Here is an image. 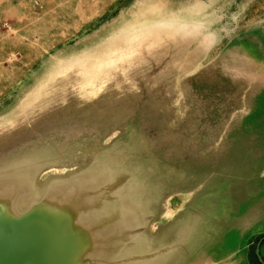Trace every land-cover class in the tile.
<instances>
[{
  "label": "rangeland",
  "instance_id": "rangeland-1",
  "mask_svg": "<svg viewBox=\"0 0 264 264\" xmlns=\"http://www.w3.org/2000/svg\"><path fill=\"white\" fill-rule=\"evenodd\" d=\"M33 1L0 0V213L86 226L107 208L129 237L148 220L128 259L158 244L185 172L235 157L264 177V0H124L85 26ZM263 227L264 198L235 226L256 236L218 264H244Z\"/></svg>",
  "mask_w": 264,
  "mask_h": 264
},
{
  "label": "water",
  "instance_id": "water-1",
  "mask_svg": "<svg viewBox=\"0 0 264 264\" xmlns=\"http://www.w3.org/2000/svg\"><path fill=\"white\" fill-rule=\"evenodd\" d=\"M193 170L192 174L184 173V187L176 192L185 197L182 205L175 212L157 207L156 219L163 218L162 213L171 214L165 225L157 224V229L163 230L153 236L154 242L160 240L151 251H145L146 246L134 258L119 255L120 245L125 246L130 237L139 236L147 244L152 240L144 234L148 220H140L130 237L123 228L109 227L116 219L111 217L121 215L115 210L86 213V226L78 223L82 213H55L53 221L46 213H0V264H48V259H52L50 264H218L224 258V245L229 253L233 248V252L241 250V234L235 226L264 198V177L255 171L254 178L248 180L251 167L235 157L225 167L218 163L207 171L202 165ZM50 232L57 235L48 247L41 235ZM263 241H258L254 251L260 264H264L260 256Z\"/></svg>",
  "mask_w": 264,
  "mask_h": 264
},
{
  "label": "crops",
  "instance_id": "crops-1",
  "mask_svg": "<svg viewBox=\"0 0 264 264\" xmlns=\"http://www.w3.org/2000/svg\"><path fill=\"white\" fill-rule=\"evenodd\" d=\"M51 1L52 2H49V0H37V3L41 5L43 9L45 8L50 10H57L62 12V15L64 14L66 15L67 14L66 11L71 10L72 11L71 14H73L77 10L79 13H74V15L77 16V18L78 16L81 17L82 21L79 22V25L82 26L91 24L95 22L94 21L95 19L98 18H100L98 21H96L98 24H101L102 22L111 19L113 16H116V13L113 14L114 11L121 10L122 9L121 7L124 3V0H51ZM1 2H0V7H2L1 9H3L4 6H8V4L2 5ZM33 2H34L33 0H26V11L32 9ZM10 4L11 3H9V5ZM7 8L10 7L8 6ZM110 12H112V14H110ZM258 220L259 219H257L255 222H257ZM258 230L259 229L254 228V230L251 231L248 235H241L238 242L240 249H245L248 246L251 239L256 236L253 234H256ZM240 234H245V233L240 232Z\"/></svg>",
  "mask_w": 264,
  "mask_h": 264
},
{
  "label": "flooded vegetation",
  "instance_id": "flooded-vegetation-1",
  "mask_svg": "<svg viewBox=\"0 0 264 264\" xmlns=\"http://www.w3.org/2000/svg\"><path fill=\"white\" fill-rule=\"evenodd\" d=\"M264 238V234H262V235H260L259 237H257L256 239H255V245H254V247H253V252L252 253H250V255H248V259H246V261H245V263L244 264H260L259 262H258V259H257V257H256V255H255V253H254V251H255V249H256V246H257V243H258V241L260 240V239H263ZM264 245V241H263V243L261 244V246H260V251H261V247ZM250 252H251V249H250ZM261 253V252H260ZM263 259V258H262ZM263 261H264V259H263Z\"/></svg>",
  "mask_w": 264,
  "mask_h": 264
}]
</instances>
